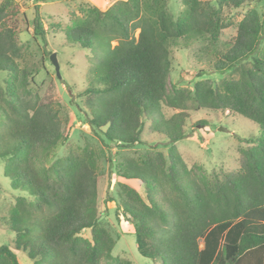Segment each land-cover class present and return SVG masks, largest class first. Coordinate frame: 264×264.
Instances as JSON below:
<instances>
[{"label": "trees", "instance_id": "1", "mask_svg": "<svg viewBox=\"0 0 264 264\" xmlns=\"http://www.w3.org/2000/svg\"><path fill=\"white\" fill-rule=\"evenodd\" d=\"M256 1L181 0L185 8L175 17L168 0H118L106 10L82 7L83 16L63 28L64 44L89 51L91 65L77 96L100 141L134 147L149 121L168 142L166 154L125 156L114 165L119 177L140 181L146 193L143 198L119 181L115 215L133 225L138 253L161 264H264V21L258 12H245L235 35L217 47L229 26L222 7ZM18 14L17 4L0 2V72L9 75L0 85L1 146L2 155L11 156L4 170L11 186L32 199L18 196L3 220L13 237L0 243V264H21L19 252L32 264H137L114 254L116 238L100 223L103 173L94 150L69 147L45 165L57 144L68 141L71 125L50 102L25 96L37 69L19 67ZM42 19L35 5L33 34L45 41ZM180 40L213 48L199 75L237 68L239 77L220 87L200 79L192 89L169 90L171 50ZM163 107L178 111L166 116ZM188 108L229 111L258 127L257 134L238 136L246 146L239 170L186 166L175 144L187 135ZM86 229L89 237L82 235Z\"/></svg>", "mask_w": 264, "mask_h": 264}, {"label": "rangeland", "instance_id": "2", "mask_svg": "<svg viewBox=\"0 0 264 264\" xmlns=\"http://www.w3.org/2000/svg\"><path fill=\"white\" fill-rule=\"evenodd\" d=\"M11 1L18 5L19 10V42L23 44L22 56L18 59L19 67L26 66L37 69L34 75L35 82L33 81L28 86L30 93L25 96L31 99L36 98L38 103L50 102L71 125L68 141L64 144H57L46 157L45 165H49L55 159L66 154L69 147L79 149L85 144L91 147L96 155L99 171L103 173L99 193L100 223L116 238L114 254L121 257L128 256L134 259L137 264H161L159 260H153L151 257H145L138 253L137 236L133 232V225L126 221L121 214L118 215V219L115 215L117 208L115 191L119 181H125L134 187L143 198H146V193L140 181L125 180L119 177L114 165L125 156L139 157L156 151L166 154L168 142L162 134L152 130L150 122L147 121L141 133L142 142L140 144L131 148L103 144L83 119L80 109L81 100L77 96V92L85 87L86 75L91 65L89 51L64 44L66 41L63 36V28L74 19L83 16L82 7L94 6L100 10H106L118 0ZM35 5L43 17L42 26L46 29L45 41L33 34L32 18ZM184 8L181 0H168V9L175 17H179ZM252 8L264 21V0L239 8L222 7L221 14L229 26L221 30L217 47H221L224 41L235 35L238 21L245 12ZM57 23H59L58 26H56ZM137 32L138 30L135 31V35ZM262 45H264V32ZM52 52L56 53L60 77L56 75L55 67L49 58ZM213 52V48L206 46L204 41L180 40L179 44L171 50L172 66L167 80V88L170 90L175 85L179 88L192 89L194 83L200 79H209L215 87H220L222 81L239 77L237 68L225 73L211 72L199 75L198 71L206 68V59L211 58ZM246 64L250 65L251 60L246 61ZM8 79L7 72H0V85H4L5 80ZM162 110L166 116L178 111V109L169 107H163ZM187 111L189 112V119L185 125L187 135L175 144L186 166L198 172L220 171V169L239 170L241 151L246 146L241 143L238 136L248 137L257 134L258 127L248 119L236 116L229 111L221 112L211 109L194 111L190 108ZM201 121H205V123ZM4 134V130L0 127V243L8 244L13 233L4 228L3 220L18 196L29 195L26 191L14 189L10 179L4 173L11 157L2 155L3 147L1 145L4 141ZM197 166L200 168L198 169ZM29 198L32 199L31 196ZM82 235L89 237V230H84ZM18 258L21 264H32L23 252H19Z\"/></svg>", "mask_w": 264, "mask_h": 264}, {"label": "water", "instance_id": "3", "mask_svg": "<svg viewBox=\"0 0 264 264\" xmlns=\"http://www.w3.org/2000/svg\"><path fill=\"white\" fill-rule=\"evenodd\" d=\"M49 58H50L51 62L53 63L54 67H55L56 75L58 77H60L59 63H58V60H57V57H56V53L52 52L50 54Z\"/></svg>", "mask_w": 264, "mask_h": 264}]
</instances>
